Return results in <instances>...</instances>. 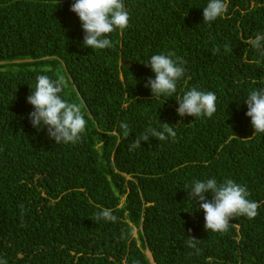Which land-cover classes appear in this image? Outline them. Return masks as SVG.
Returning a JSON list of instances; mask_svg holds the SVG:
<instances>
[{
    "label": "trees",
    "instance_id": "trees-1",
    "mask_svg": "<svg viewBox=\"0 0 264 264\" xmlns=\"http://www.w3.org/2000/svg\"><path fill=\"white\" fill-rule=\"evenodd\" d=\"M208 2L123 0L129 25L98 50L83 45L74 0H0V260L264 264V134H254L244 103L264 88V56L248 43L264 34V0H227V13L203 23ZM170 52L185 74L172 96L152 97L145 84L155 74L145 64ZM39 75L65 77L61 96L83 100L79 142L56 144L46 127L32 126L26 98ZM193 87L215 93L211 118L177 114ZM161 123L175 139L150 137L129 151ZM211 178L246 186L258 215L236 217L224 233L207 231L187 190ZM101 208L117 220L97 221Z\"/></svg>",
    "mask_w": 264,
    "mask_h": 264
},
{
    "label": "clouds",
    "instance_id": "clouds-1",
    "mask_svg": "<svg viewBox=\"0 0 264 264\" xmlns=\"http://www.w3.org/2000/svg\"><path fill=\"white\" fill-rule=\"evenodd\" d=\"M70 11L74 12L80 19L84 32L83 45L91 49L102 50L112 47V41L108 38L115 30L123 31L129 25L130 16L125 9L123 0H74ZM228 11L227 0H209L203 8V23H211L222 17ZM248 43L260 55L264 56V34H257L250 38ZM225 46V51H228ZM219 52V48L214 49ZM175 53L157 54L151 56L149 63L155 74V78H149L145 87H149L152 97L172 96L177 89V81L185 74L184 62L176 57ZM66 85L63 76L51 79L47 75H39L36 78L35 90L26 98L33 106L29 119L34 128L38 130L47 128L50 139L56 144L72 143L80 141L87 127L82 108L83 100L79 103L68 102L61 96ZM217 97L214 92L200 91L193 87L183 94L178 102L177 114L180 117L206 116L211 118L216 112ZM247 105L246 115L251 118V125L255 133L264 134V88L253 90L244 101ZM161 130L149 128L129 146V151L141 147V142H149V138H157L166 141L169 137L176 138V131L168 123H161ZM123 137L130 135V128L126 122H121ZM189 198L199 203V208L204 212L205 229L213 232H227L232 225L231 221L238 216L254 219L258 215L259 203L250 200L246 186L226 179L218 183L215 178L206 181L196 180L187 190ZM210 193L211 200L206 199ZM115 222L117 217L111 209L101 208L96 213V220ZM197 239L189 236L190 247L196 246ZM0 264L6 261L0 260Z\"/></svg>",
    "mask_w": 264,
    "mask_h": 264
},
{
    "label": "bare ground",
    "instance_id": "bare-ground-1",
    "mask_svg": "<svg viewBox=\"0 0 264 264\" xmlns=\"http://www.w3.org/2000/svg\"><path fill=\"white\" fill-rule=\"evenodd\" d=\"M147 255H148V253H147ZM149 256V255H148ZM150 257V256H149Z\"/></svg>",
    "mask_w": 264,
    "mask_h": 264
}]
</instances>
